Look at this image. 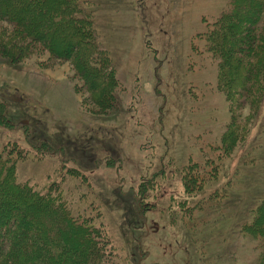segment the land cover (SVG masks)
<instances>
[{
    "label": "rangeland",
    "instance_id": "rangeland-1",
    "mask_svg": "<svg viewBox=\"0 0 264 264\" xmlns=\"http://www.w3.org/2000/svg\"><path fill=\"white\" fill-rule=\"evenodd\" d=\"M92 1L97 41L114 65L112 107L96 104L102 88L86 89L72 61L39 44L25 42L17 62L0 56L1 115L12 123L0 125V150L17 161L19 183L59 192L77 220L100 230L102 245L112 243L119 264L124 257L129 264H254L260 242L242 225L264 197V88L229 102L218 86L219 58L198 47L197 33L228 0ZM75 15L67 14L80 22ZM7 28L0 22V31ZM95 62L99 73L106 63ZM232 121L245 130L225 154L216 145ZM59 139L69 154H82L84 177L72 173L73 159L64 165L66 153L33 147L63 146ZM207 156L209 174L227 190L188 214L183 207L207 191L186 193L183 168L201 171L197 162Z\"/></svg>",
    "mask_w": 264,
    "mask_h": 264
},
{
    "label": "trees",
    "instance_id": "trees-1",
    "mask_svg": "<svg viewBox=\"0 0 264 264\" xmlns=\"http://www.w3.org/2000/svg\"><path fill=\"white\" fill-rule=\"evenodd\" d=\"M95 7L92 0H0V22L11 28L0 31V35L6 38L0 42V56L17 62L23 57L20 53L25 52V42L39 44L53 58L72 61L86 89L102 88L94 94L96 104L105 109L112 107L107 83L113 80L116 84L114 65L108 52L102 50L97 41ZM67 14H76L75 18L81 16L82 19L76 22L77 19H71ZM212 18V22L204 20L205 25L207 21L205 29L197 33L198 47L219 58L218 86L225 90L228 101L236 100V96L246 94L252 87L264 88V0H228L223 10ZM95 60L106 63L100 67L99 73L93 67ZM2 105L4 107V103ZM1 107L0 125L9 126L12 123L1 115ZM244 130L245 127L241 128L232 121L216 147L231 154L229 147L235 149ZM59 142L63 146L42 143L41 148L33 147L40 154V149L48 147L55 154L66 153L64 165L67 166L68 158L73 159L79 167H73L72 173L84 177L79 165L82 154H69L70 150L64 145L66 139H59ZM16 163L14 157L0 150V264H119L117 255L107 248L112 243L102 245L98 239L100 230L85 220H77L69 210L68 201L59 192L46 193L47 190L42 193L31 184L19 183ZM197 163L203 166L201 171L194 169L198 165L184 166L182 184L186 193L195 189L197 195L204 189L207 192L200 198L196 196L188 207H183L188 214L200 202L209 204L220 194L218 199L223 198L222 192L227 190L219 183L218 176L212 179L213 174H209L207 167L212 164L208 156ZM208 187L212 189L208 191ZM145 192L144 188L136 192V199L141 204ZM86 195L89 196V192ZM147 205L143 204L140 210H145ZM255 205L242 230L246 237L260 242L261 250L254 264H264V197ZM143 215L141 217L146 220ZM30 226L35 230L32 234ZM106 237L109 236L106 234ZM144 240L143 248H146ZM128 261L123 258L125 264ZM130 263L138 262L133 263L130 259Z\"/></svg>",
    "mask_w": 264,
    "mask_h": 264
},
{
    "label": "bare ground",
    "instance_id": "bare-ground-1",
    "mask_svg": "<svg viewBox=\"0 0 264 264\" xmlns=\"http://www.w3.org/2000/svg\"><path fill=\"white\" fill-rule=\"evenodd\" d=\"M61 125V124H60Z\"/></svg>",
    "mask_w": 264,
    "mask_h": 264
}]
</instances>
